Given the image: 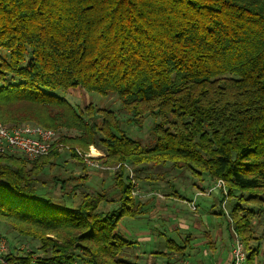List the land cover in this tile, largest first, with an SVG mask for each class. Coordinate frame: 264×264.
<instances>
[{"label": "trees", "instance_id": "1", "mask_svg": "<svg viewBox=\"0 0 264 264\" xmlns=\"http://www.w3.org/2000/svg\"><path fill=\"white\" fill-rule=\"evenodd\" d=\"M75 88L114 95L127 126L151 117L153 144L130 138L113 111L59 95ZM0 122L73 131L57 139L70 158L82 162L73 148L95 146L100 165L120 164L102 170L115 199L86 190L74 201L86 176L53 178L59 194L38 181L60 149L33 162L0 155V222L38 243L39 264H138L120 257L134 243L118 224L144 206L123 163L223 181L219 214L235 197L230 219L252 264V219L264 206V0H0ZM24 256L7 258L28 264Z\"/></svg>", "mask_w": 264, "mask_h": 264}, {"label": "rangeland", "instance_id": "2", "mask_svg": "<svg viewBox=\"0 0 264 264\" xmlns=\"http://www.w3.org/2000/svg\"><path fill=\"white\" fill-rule=\"evenodd\" d=\"M59 95L63 96L72 106H74L75 108L78 107L80 109H82L85 105L87 104H93L95 107L98 108H103V109H107L110 111H113L115 113V115L117 116V118L119 120L122 121V128L126 131V134L132 138V139H137L139 141H141L144 145L146 146H151L153 144V136L152 133L150 131L151 125H152V119L149 116H145L141 122L139 123V127H135L134 125H129L127 126L124 122V120H126V115L121 111V106L118 102V100L116 99V97L114 95L108 94V95H100L98 93H87L85 91H83L81 88H75L72 89L68 92H59ZM21 125H32V124H21ZM7 127H12V125H6ZM57 133V139L61 136H74L76 133L73 131L67 132V131H55ZM95 149L98 153V155L96 156V158H102L104 153H100L103 152L102 150L98 149L95 146H89L88 148V152L90 150ZM80 150V149H79ZM82 153V149L80 150ZM95 152V151H94ZM60 156L57 159V164L55 163V165L52 168H48L45 167L43 170V173L40 174V176L38 177V181L39 183H41L42 185L40 186L41 188H44L43 190H47V192L52 193L53 191H56V188L54 189V185H53V178L57 177V178H61V179H65V178H69L70 176H73L76 178V175H72V171L74 169H76L77 167H75L74 163H70L73 162L72 159H70V153L68 150L64 149V150H60ZM91 153V151H90ZM62 157V158H61ZM98 159V160H99ZM129 165V164H127ZM131 167V166H130ZM131 169L134 171V169L131 167ZM148 171H150L152 173V175H148ZM147 172H142L141 174H136L135 172V180L138 183V187L141 191V197L137 198L138 200H142L143 196L149 192H159L161 193V195H167L168 193H171V188L177 190L179 189L182 185L185 186H190L192 184H195L196 182H198V176L192 174L189 170H178L175 168H172L170 166V164H166L163 167H151ZM159 174V175H157ZM104 176V177H103ZM147 176H149L150 178H146ZM203 177H206L207 175L203 174ZM91 181H88L87 186H85L86 184L84 183L85 187H82L81 189H79V191H76L75 196H74V201H78L80 199L79 197V192L81 193L82 191H89V192H96V193H103L108 199H115L116 197V193L115 190L113 189V185L112 182L109 179V176L106 177L105 175H102V177L100 176H90L89 177ZM87 179V178H86ZM208 179V176H207ZM68 187H66L67 189L70 188L71 184L75 183L73 180H69L68 181ZM57 188L59 186H56ZM145 188V190H143ZM57 194H59V191H56ZM188 193V192H187ZM185 195L186 197V194ZM218 193V192H215ZM239 194V192H235V195ZM218 195V194H217ZM246 195V193L244 194ZM226 196V195H225ZM202 199H200L201 202ZM225 210L227 211V213H229V203L230 205L232 203L236 202L235 197L231 198V199H225ZM116 203V202H115ZM114 202L113 203H106L104 205L105 209H114L116 208V204ZM182 203V202H181ZM167 209L168 211L171 212V200L167 202ZM174 205L179 209L180 214H182L184 216V218H188L189 220H194L195 218L193 217V215H195L194 212H191L188 207L182 206L181 204L174 203ZM197 205V212L198 213V203H196ZM214 208H215V204ZM204 205H201L200 203V207L199 209L202 210V212L205 213V215L207 214L206 211H208V209L205 208ZM212 209V208H211ZM256 210V208H254ZM149 210H146L145 215H143V224L141 223H136L137 220L139 219H131V218H123L117 227V231L119 233V235H121L123 238L127 239L128 241H133L135 244L132 246V248L125 250L124 253H122L120 255L121 259L125 260V261H129V262H136L138 264H166L167 261L171 262V252H169L167 255L165 256H159L156 257L155 259H150L148 257V260H145L147 262H143L142 260L144 259L143 256H145V254H143L141 252V249H146V251H150V250H155L156 252H162L165 249V243L167 240L170 239L171 235H169L167 232H164L163 229H159L162 226V222L160 220V216H155V219L157 221V225L154 224V220L149 219ZM158 215H163L161 213H159ZM209 216V215H207ZM218 219L221 221L220 223V227L222 228V232H223V236H224V240L226 239L227 236V225L224 221L223 218H219ZM215 221V220H214ZM171 224V220L169 222ZM138 224H140V226H138ZM159 225V228H158ZM167 225V224H166ZM165 227V226H164ZM252 231L254 234V237L256 238L253 241H249L248 245L249 246H253L254 244H258L259 248H258V253L253 257L252 259V264H257V262L260 259L261 256V252H262V239L264 237V206L262 207V211H258V213L256 214V216L252 219ZM135 229L136 231H148L150 233V237L151 240H155V243H153L154 241H151V243H153V248L150 249L149 246H141L142 242L147 241L146 238H142L140 241L138 240V238H135L134 236H128V233L131 231L133 232ZM155 229H159V231H161V234H158V232ZM206 230L202 227L201 232L204 233ZM259 234V235H258ZM262 238H261V237ZM0 237L2 239L5 240L6 244L9 246L10 250L8 251L9 254L15 253V254H20V252H18V250H20L21 248L23 250L28 249L29 251H35L37 250L38 247V243L36 241H32L30 239L27 238H23L20 237L19 235H17L14 231L10 230L7 225H5L3 222H0ZM140 249V251H139ZM198 253H195L196 258L198 259L199 256L202 257L200 248L199 250H197ZM167 252V251H166ZM38 253V252H37ZM193 255V253H191V256ZM199 255V256H198ZM202 259H206V258H202ZM153 260H155V262L153 263ZM198 262V261H196Z\"/></svg>", "mask_w": 264, "mask_h": 264}, {"label": "crops", "instance_id": "3", "mask_svg": "<svg viewBox=\"0 0 264 264\" xmlns=\"http://www.w3.org/2000/svg\"><path fill=\"white\" fill-rule=\"evenodd\" d=\"M100 153L103 152L100 151ZM62 155H59V157ZM72 161L73 162L70 163H74L75 167H77L72 171V175H76V178L86 176L87 179L84 182L86 184L85 186L90 184L88 183V181H91L89 178L91 175L100 177L104 175L102 170L87 167L85 164L83 166L81 164L82 162H79L76 159H72ZM55 163L57 164V160L55 161ZM197 178L198 182H196L195 184H192L190 186L182 185L177 190L171 188V193H168L167 195H161V193L154 190L153 192L147 193V195L145 194L142 200H140L144 204L143 211L140 216L134 219H139L136 223L143 224L144 222L142 220V217L143 215H145L146 210H149V219L154 220L155 216H160L162 226L159 228L158 225V228L160 230L163 229L164 232H167L169 235H171L170 239L166 241H171V264H229L231 234L228 228L227 219L224 215L219 214V200L221 191L219 189H214L208 195H198L196 197V203H198V213H195V215H193V217L195 218L194 220L184 218V216L180 214L179 209L174 205V203L178 202L182 206H185V200H192L195 194L199 192H206L213 186L214 181H212L209 177L208 179L207 176H199ZM143 190H145V188ZM185 193H187L186 197L185 195H183ZM200 199H202L201 202ZM170 200L171 212L167 209V202ZM200 203L201 205H204L206 209L209 208L208 211H206V215L204 212H202V210L199 209ZM213 204H215V208ZM159 213L163 215H158ZM218 217L224 219L228 228L225 240L222 228L220 227L221 221L218 219ZM170 220L171 224L169 223ZM154 224L157 225L156 220H154ZM138 226H140V224H138ZM202 227L206 230L204 233L201 232ZM159 229L155 230L158 232V234H161V231H159ZM128 236H134L135 238H138L139 241L142 238H146L147 241L140 243L142 244V247L148 245L149 248L152 249L153 243H155L154 239L151 240L150 233L148 231L135 232L134 229L133 232L130 231L128 233ZM151 241L154 242L151 243ZM177 248V251H173ZM199 248L202 257L198 255L199 258L195 259L197 256V254L195 256V253H198L197 250H199ZM166 250V247L162 252H156L155 250L146 251L145 248L141 249V252L145 254L142 261L144 262L145 260H148V257H151V260L155 259L158 256L160 258V256H164ZM191 253H193L192 256ZM203 257L206 259H202ZM154 262L155 260H153V263Z\"/></svg>", "mask_w": 264, "mask_h": 264}, {"label": "built area", "instance_id": "4", "mask_svg": "<svg viewBox=\"0 0 264 264\" xmlns=\"http://www.w3.org/2000/svg\"><path fill=\"white\" fill-rule=\"evenodd\" d=\"M54 148L60 150H69V147L57 142V133L51 129H44L36 125H19L13 127H7L0 122V155H20L27 162H33L43 156L48 155ZM73 151L78 156V158L90 168H95L98 170H116L120 164L115 167L105 168L99 164L96 156H92L89 153H82L78 148H73ZM126 170L127 181L130 186V194L132 197H141V191L139 185L135 180L134 172L131 167L127 164H122ZM219 189L223 196L226 195L225 184L221 180H217L213 183V186L206 192H199L195 194L192 200L184 201L185 205L191 212H197L196 197L198 195H208L212 190ZM226 200L221 203V210L223 215L229 223V229L231 234V242L229 249V264H247V252L241 241L239 235L234 231L232 226V221L230 219L229 213L225 210L224 204ZM262 252L260 256V261L257 264H264V238L262 239ZM9 246L6 244L5 240L0 237V264H24L20 260L10 262L7 256ZM20 252V257H25L24 255L29 254L28 264H39L37 262V256L31 254L28 249L23 250L22 248L18 250ZM44 264H65L58 262H44Z\"/></svg>", "mask_w": 264, "mask_h": 264}, {"label": "bare ground", "instance_id": "5", "mask_svg": "<svg viewBox=\"0 0 264 264\" xmlns=\"http://www.w3.org/2000/svg\"><path fill=\"white\" fill-rule=\"evenodd\" d=\"M98 153H99V152H97V151H95V152L93 151V152H91V155H92V156H97Z\"/></svg>", "mask_w": 264, "mask_h": 264}]
</instances>
